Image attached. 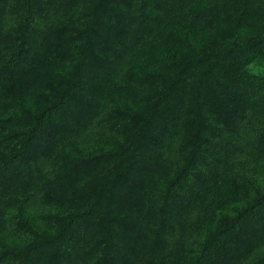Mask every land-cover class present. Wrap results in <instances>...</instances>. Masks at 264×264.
<instances>
[{
    "label": "trees",
    "instance_id": "1",
    "mask_svg": "<svg viewBox=\"0 0 264 264\" xmlns=\"http://www.w3.org/2000/svg\"><path fill=\"white\" fill-rule=\"evenodd\" d=\"M0 264H264V0H0Z\"/></svg>",
    "mask_w": 264,
    "mask_h": 264
}]
</instances>
